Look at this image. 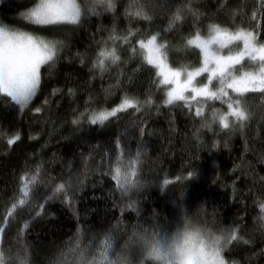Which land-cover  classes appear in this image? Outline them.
I'll use <instances>...</instances> for the list:
<instances>
[{"label": "trees", "instance_id": "trees-1", "mask_svg": "<svg viewBox=\"0 0 264 264\" xmlns=\"http://www.w3.org/2000/svg\"><path fill=\"white\" fill-rule=\"evenodd\" d=\"M30 2L0 0V24L59 38L64 47L54 67L42 68L41 89L27 110L21 113L5 98H0V132L6 134L0 136V229H4L0 234V247L6 254L10 248L13 254L16 252L18 233L23 231V222L28 218L26 210L9 220L7 209L14 195H18L21 175L31 174L42 163L44 180L50 177L54 180L38 188L28 208L44 203V197L51 193L54 184L69 179L73 199L71 206L62 198L48 201L46 207L40 209L42 218L31 223L24 240L30 246L32 264H47L45 257L66 248V242L74 238L77 229L84 233L101 231L120 221L126 229L125 236L131 234L133 226L159 225L174 230L185 215V208L187 217L217 234L236 228L240 236L251 241L230 245L224 253L228 263L264 264V254H261L264 230L259 228L256 202L264 199V107L260 106L261 100L249 101L254 117L243 133L222 131L218 124L213 125L214 131H208L200 128L199 118L190 116L188 109L161 106L166 89L153 83L158 79L155 70L142 62L138 46L137 57L129 59V56L137 39L156 31L163 32L167 26L174 9L163 7L165 0H142L153 14V21L150 24L143 20L132 22L133 29H140V36L133 38L129 45L117 41L121 61L110 65L103 74L98 70L90 71L93 60L103 42L107 41L108 47H112L108 38L114 26L120 36L129 28L124 15L128 0H117L115 13L86 16L79 26H66L54 32L37 31L21 18L20 14ZM178 2L183 4L186 0ZM222 3H227V9L220 10ZM257 6L258 0H195L194 7L202 14L200 18L194 21L193 16L188 15L177 30L163 33L166 42L173 46L169 52L170 64H198L196 53L175 50V46L183 43L182 38L197 27L206 32L210 22L245 28L264 23L259 14L257 21L251 20ZM234 12L238 13L235 18ZM259 38L264 40V32ZM126 92L141 100L150 93L153 106L140 113L129 114L132 110L120 113L119 118L111 119L106 127L90 125L86 118H82L79 126L72 124L86 109H111L120 103ZM192 104L194 113L195 102ZM212 106V102H208L206 114ZM214 106L226 110L219 102ZM37 108L39 112L35 111ZM140 127L146 129L143 137ZM197 129H200L198 133ZM14 133H18L20 139L9 146L7 139ZM122 134L134 137L125 140V148H130L132 154L138 143L143 144L140 175L144 186L132 196L138 202V212L125 207L128 201L122 200L115 191L114 181L109 175L101 174L108 171L105 152L109 141L114 161L115 140ZM89 155L92 159L88 161L85 178L82 156ZM189 173L194 175L190 177Z\"/></svg>", "mask_w": 264, "mask_h": 264}, {"label": "snow or ice", "instance_id": "snow-or-ice-1", "mask_svg": "<svg viewBox=\"0 0 264 264\" xmlns=\"http://www.w3.org/2000/svg\"><path fill=\"white\" fill-rule=\"evenodd\" d=\"M194 3L195 0H186L183 4L178 0H165L162 6L174 9L167 26L163 32L156 31L137 39L136 45L130 48L129 59L137 57L138 46L142 62L155 70L158 79H154L153 83L158 88L166 86L161 106L188 109L190 116L199 118L200 128L208 131H214L213 125L218 124L222 131L243 133L254 117L249 101L260 99V106L264 107V40L259 38V34L264 32V23H255V26L245 28L242 25L226 27L210 22L206 32L197 27L194 32L182 38L183 43L175 46V50L196 53L199 57L198 64L171 66L169 52L173 46L166 42L163 33L177 30L188 15L193 16L194 21L198 20L202 14L194 7ZM116 7L117 0H87V3H80L78 0H31L30 6L20 15L34 25L37 31L54 32L66 26H79L86 16H98L103 12L115 13ZM225 9L227 3H222L220 10ZM237 14L232 13L233 18ZM258 14L264 19V0H258V6L254 7L251 16L253 22L257 21ZM124 15L130 25L126 33L117 35L114 26L113 33L108 38L112 41V47H108L107 41L103 42L90 71L98 70L103 74L110 65H118L121 56L117 41L131 44L133 38L140 36V29H133L132 22L143 20L150 24L154 19L142 0H128ZM63 47V41L59 38H49L36 34V31H22L0 24V98H5L7 103L21 113L27 110L41 89L42 68L54 67ZM83 62L82 59L81 63ZM69 94H72L71 89ZM210 101L213 106L210 113L206 114L205 106ZM192 102H195L194 113ZM216 102L226 106V110L215 107ZM153 103L150 93L141 100L139 96L126 92L120 103L111 109H86L72 120V124L79 126L82 118H86L90 125L106 127L111 119H118L120 113H127L129 110H132L129 114L140 113L143 109L152 107ZM35 111L39 112L40 109ZM139 131L141 137L146 133L144 127H140ZM199 131L197 129V133ZM4 135L6 134L0 132V136ZM133 138L127 134L116 138L114 161L111 159L112 145L109 141L105 152L108 171L101 174L109 175L114 181L115 191L120 193L122 200L128 201L125 207L138 212V202L132 196L144 186L140 175L144 152L142 141L138 143L134 154L130 148L126 150L125 140ZM19 139V134L14 133L7 139V144L11 146ZM91 159V155L82 156L85 178L88 161ZM103 162L102 160L101 163ZM99 169L98 165L97 171ZM193 175L194 173H189L190 177ZM53 180L51 177L44 180L42 163L31 174L25 172L21 175L18 195H14L11 206L7 209V218L11 220L26 210L28 218L23 222V231L18 233L16 252L13 254L10 248L6 254L0 247V264H12L13 261L15 264H32L30 246L24 237L31 223L42 218L43 212L40 209L45 208L48 201L61 198L71 206L72 181L69 179L54 184L51 193L44 197V203H36L34 209L28 208L38 188L41 185L47 186ZM80 183L83 184V180ZM256 202L259 207V228L264 230V199ZM181 210L183 211L182 206ZM188 227L189 221L185 214L174 230L159 225L150 228L133 226L131 234L125 236L126 229L120 221L101 231L84 233L77 229L74 238L66 242V248L46 256L45 259L47 264H227L224 253L229 250L230 245L251 243L240 236L236 228H232L213 234L210 242L201 237L199 244H193ZM3 231L4 229H0V234Z\"/></svg>", "mask_w": 264, "mask_h": 264}, {"label": "clouds", "instance_id": "clouds-1", "mask_svg": "<svg viewBox=\"0 0 264 264\" xmlns=\"http://www.w3.org/2000/svg\"><path fill=\"white\" fill-rule=\"evenodd\" d=\"M186 213L187 209L185 208V214ZM187 219L189 221L188 231L192 234L191 242L193 244H199L201 237H204L210 242L213 234H217L212 228L194 221L191 217H187ZM181 231H183V225H181Z\"/></svg>", "mask_w": 264, "mask_h": 264}, {"label": "rangeland", "instance_id": "rangeland-1", "mask_svg": "<svg viewBox=\"0 0 264 264\" xmlns=\"http://www.w3.org/2000/svg\"><path fill=\"white\" fill-rule=\"evenodd\" d=\"M78 2H80V3H87V0H78ZM16 29H18V28H16ZM19 30H21V29H19ZM22 31H24V30H22ZM169 62L171 63L170 60H169ZM171 66H173V65H171ZM174 67H179V66H174ZM165 89H166V86H165ZM227 264H230V263L227 262ZM231 264H233V263H231Z\"/></svg>", "mask_w": 264, "mask_h": 264}]
</instances>
